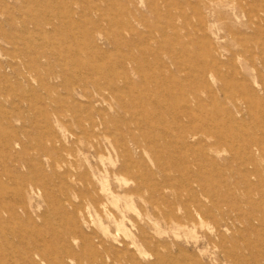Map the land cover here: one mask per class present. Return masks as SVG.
Instances as JSON below:
<instances>
[{"label":"rangeland","instance_id":"1","mask_svg":"<svg viewBox=\"0 0 264 264\" xmlns=\"http://www.w3.org/2000/svg\"><path fill=\"white\" fill-rule=\"evenodd\" d=\"M0 264H264V0H0Z\"/></svg>","mask_w":264,"mask_h":264},{"label":"bare ground","instance_id":"2","mask_svg":"<svg viewBox=\"0 0 264 264\" xmlns=\"http://www.w3.org/2000/svg\"><path fill=\"white\" fill-rule=\"evenodd\" d=\"M89 167H90V165H89ZM125 178V177H124ZM106 181V180H105ZM104 184H106L105 182H104ZM104 188V187H103ZM105 189V188H104ZM110 189V188H109ZM112 193V192H111ZM113 194V193H112ZM115 196V195H114ZM114 198V197H113ZM117 197H115V199H116Z\"/></svg>","mask_w":264,"mask_h":264}]
</instances>
